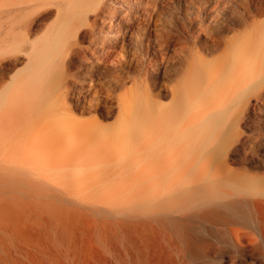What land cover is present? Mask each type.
<instances>
[{
  "label": "bare ground",
  "instance_id": "bare-ground-1",
  "mask_svg": "<svg viewBox=\"0 0 264 264\" xmlns=\"http://www.w3.org/2000/svg\"><path fill=\"white\" fill-rule=\"evenodd\" d=\"M160 1L0 0V264H264V125L227 113L264 63L199 56L186 87L135 31ZM144 49L173 80L126 70Z\"/></svg>",
  "mask_w": 264,
  "mask_h": 264
},
{
  "label": "rangeland",
  "instance_id": "rangeland-1",
  "mask_svg": "<svg viewBox=\"0 0 264 264\" xmlns=\"http://www.w3.org/2000/svg\"><path fill=\"white\" fill-rule=\"evenodd\" d=\"M208 1L161 0L152 20L141 23L140 29H135L139 33L138 39L141 41L143 39V43L146 44L148 40H154L156 34L153 32L155 25L153 23H157L161 28L159 37L166 44L168 57L173 58L179 68L181 64L185 65L179 76L175 78H178L186 87L191 84L194 86L199 82L196 70L187 74V66L190 64L195 67L199 56L204 57L205 65L215 68H219L226 59L248 62L259 60L264 63V0H225L229 3L231 11H226L227 14L223 19L218 18L222 22L221 27L208 19L207 15L214 10L212 7H217L216 3L210 4ZM142 28H149V30L141 32ZM71 37L72 34L69 33L68 28L55 45L54 55H62L65 52ZM20 45L19 40L14 50H0V58L6 55H18L17 50H20ZM153 51L155 52V50L144 49L129 53L128 61L131 60V63L126 65V70L132 73L139 70L148 72L152 74L156 82L168 83L174 77L168 79L161 77L163 68L158 65L160 59L153 62V59L156 60ZM21 58L25 57L21 56ZM23 69L9 72L4 81L8 83L21 80L26 72L20 74L19 72ZM250 85L242 94H235L236 96L227 106V113L233 116L243 112L249 120L263 122L264 125V91L260 95L251 97L252 91L264 85V73L254 78ZM130 88H133V83L128 85L127 89ZM123 92L125 90L121 91ZM171 102V98L163 99L166 105H170ZM112 111L116 113V110ZM251 125L248 123L243 126V129L247 130Z\"/></svg>",
  "mask_w": 264,
  "mask_h": 264
}]
</instances>
